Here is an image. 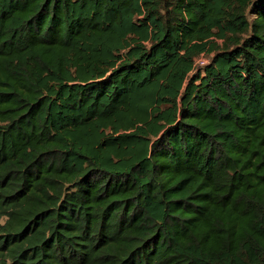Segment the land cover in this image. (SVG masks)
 Instances as JSON below:
<instances>
[{"label":"trees","instance_id":"16d2710c","mask_svg":"<svg viewBox=\"0 0 264 264\" xmlns=\"http://www.w3.org/2000/svg\"><path fill=\"white\" fill-rule=\"evenodd\" d=\"M0 264H264V0H0Z\"/></svg>","mask_w":264,"mask_h":264},{"label":"rangeland","instance_id":"374dc122","mask_svg":"<svg viewBox=\"0 0 264 264\" xmlns=\"http://www.w3.org/2000/svg\"><path fill=\"white\" fill-rule=\"evenodd\" d=\"M209 60L208 56L205 54H201L197 59H196V67L202 66L204 63H206Z\"/></svg>","mask_w":264,"mask_h":264}]
</instances>
